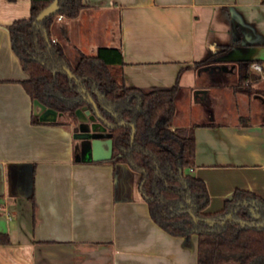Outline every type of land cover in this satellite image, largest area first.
Segmentation results:
<instances>
[{
	"label": "crops",
	"instance_id": "obj_1",
	"mask_svg": "<svg viewBox=\"0 0 264 264\" xmlns=\"http://www.w3.org/2000/svg\"><path fill=\"white\" fill-rule=\"evenodd\" d=\"M82 2L60 21L70 61L118 47L127 87L178 82L172 125L194 127L186 171L206 185L203 212L220 211L236 189L264 199V0ZM29 16L30 0H0V264H197V233L171 235L152 220L139 171L77 160L74 121H31L8 30ZM240 61L261 66L248 68L253 87H236Z\"/></svg>",
	"mask_w": 264,
	"mask_h": 264
},
{
	"label": "trees",
	"instance_id": "obj_2",
	"mask_svg": "<svg viewBox=\"0 0 264 264\" xmlns=\"http://www.w3.org/2000/svg\"><path fill=\"white\" fill-rule=\"evenodd\" d=\"M52 1L30 0L29 18L15 20L8 27L11 48L28 75L21 84L31 100L37 99L77 122L75 110L83 106L92 110L84 100L86 94L92 97L100 115L113 125L108 129L113 149L111 160L126 162L141 173L140 190L150 216L163 230L177 236L197 233V264H264V226L241 228L235 222L264 223V199L236 189L220 211L203 212L210 201L206 185L186 171L194 164V127L172 125L178 82L169 87H127L118 47H99L93 56L76 51L70 61L64 52L67 24L56 17L73 18L84 4L82 0H58L59 11L35 24L37 14ZM53 30L56 42L52 41ZM230 48L223 47L222 52ZM251 63L239 62L237 87L248 80ZM200 64L203 63L194 66ZM66 68L76 79L68 76ZM31 121L63 123L58 119L42 121L38 114H32ZM129 124L135 127L132 143ZM250 208L259 219L253 217ZM188 210L200 219L215 220L232 212V221L211 227L203 221L195 222ZM6 241L0 235V243Z\"/></svg>",
	"mask_w": 264,
	"mask_h": 264
},
{
	"label": "water",
	"instance_id": "obj_3",
	"mask_svg": "<svg viewBox=\"0 0 264 264\" xmlns=\"http://www.w3.org/2000/svg\"><path fill=\"white\" fill-rule=\"evenodd\" d=\"M58 11H59L58 0H53L48 6L44 7L37 14L34 20L35 24L42 22L47 17L56 14ZM65 71L71 79H76L68 68H66ZM82 92H84V90H82ZM84 100L90 103L92 110L88 109L87 106H83L75 110V115L78 122V127L77 129L75 128V137L79 139L78 143L76 144L80 148L79 155H77L76 158L77 160H81V161H98V160L111 159L113 149H112V139L110 137V133L108 129L111 128L113 125L108 123L100 115L96 103L94 102V100H92V98L88 97V99L84 98ZM33 106L35 109L34 114H38L40 120L42 121H55L56 119L59 118V116H63L62 114H59L55 109L46 107L37 99L33 100ZM88 122H91L90 125L88 124ZM122 124H126V123H122ZM130 127L132 129L130 135L131 143H132L135 135V127L133 124H130ZM103 132L105 134H104V139L102 141L99 138H101V135L103 136ZM98 135H100V137ZM101 145H105L106 148L102 149ZM243 203H246V201H244ZM250 211L253 217H255V219H259V215H257L252 208H250ZM189 213L195 222L203 221L209 224V226L211 227L215 225L224 226L227 222L232 221V212L228 213L222 220H215L210 218L200 219L196 217L192 212ZM235 222L239 223L241 228L264 226V223H255V222L248 223L242 220Z\"/></svg>",
	"mask_w": 264,
	"mask_h": 264
},
{
	"label": "rangeland",
	"instance_id": "obj_4",
	"mask_svg": "<svg viewBox=\"0 0 264 264\" xmlns=\"http://www.w3.org/2000/svg\"><path fill=\"white\" fill-rule=\"evenodd\" d=\"M241 71L239 70V67H238V73H240ZM243 73H245L244 71H242ZM248 74H249V71L247 72ZM250 76L252 75V74H249ZM252 78V77H251ZM249 79V81H248V85H245L244 83H242L241 84V87L242 86H249V87H251L252 86V83H253V79ZM238 82V81H237ZM236 87H237V85H236ZM253 87V86H252ZM59 118H61V120L60 121H62V120H67V121H72L71 119H67V118H64V117H62V116H59ZM98 122V121H97ZM90 123L91 122H88V124L90 125ZM94 123H96V122H94ZM74 126H75V128L77 129V127H78V122H75L74 121ZM233 264H235L234 262H233Z\"/></svg>",
	"mask_w": 264,
	"mask_h": 264
},
{
	"label": "built area",
	"instance_id": "obj_5",
	"mask_svg": "<svg viewBox=\"0 0 264 264\" xmlns=\"http://www.w3.org/2000/svg\"><path fill=\"white\" fill-rule=\"evenodd\" d=\"M63 19V17L61 16V15H58L57 17H56V20L57 21H60V20H62ZM54 41V40H53ZM251 67L254 69V70H256V71H261V66L259 65V64H257V63H251Z\"/></svg>",
	"mask_w": 264,
	"mask_h": 264
}]
</instances>
